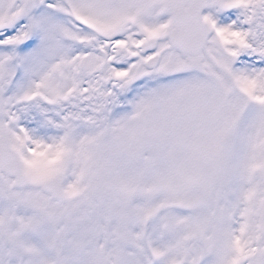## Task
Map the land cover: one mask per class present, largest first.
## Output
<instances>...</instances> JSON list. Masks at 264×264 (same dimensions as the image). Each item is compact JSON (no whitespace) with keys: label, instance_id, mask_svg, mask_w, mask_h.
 Returning <instances> with one entry per match:
<instances>
[{"label":"snow or ice","instance_id":"6c2138e0","mask_svg":"<svg viewBox=\"0 0 264 264\" xmlns=\"http://www.w3.org/2000/svg\"><path fill=\"white\" fill-rule=\"evenodd\" d=\"M0 264H264V0H0Z\"/></svg>","mask_w":264,"mask_h":264}]
</instances>
